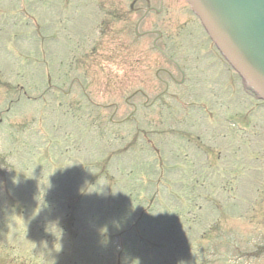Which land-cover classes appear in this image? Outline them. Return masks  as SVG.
Here are the masks:
<instances>
[{"label": "rangeland", "instance_id": "374dc122", "mask_svg": "<svg viewBox=\"0 0 264 264\" xmlns=\"http://www.w3.org/2000/svg\"><path fill=\"white\" fill-rule=\"evenodd\" d=\"M163 1L0 0V264H264V106Z\"/></svg>", "mask_w": 264, "mask_h": 264}, {"label": "water", "instance_id": "95a60500", "mask_svg": "<svg viewBox=\"0 0 264 264\" xmlns=\"http://www.w3.org/2000/svg\"><path fill=\"white\" fill-rule=\"evenodd\" d=\"M222 56L264 101V0H186Z\"/></svg>", "mask_w": 264, "mask_h": 264}, {"label": "flooded vegetation", "instance_id": "af4514ba", "mask_svg": "<svg viewBox=\"0 0 264 264\" xmlns=\"http://www.w3.org/2000/svg\"><path fill=\"white\" fill-rule=\"evenodd\" d=\"M143 2H146L147 4H149L148 6H147V9L148 10H146V14L144 15V17L141 19V21L135 26V35L138 37V36H141L142 34H148V33H153V32H145V33H142V34H139V33H136V30H138L139 29V26H140V24L142 23V21L144 20V18L147 16V15H150V14H154V13H157V14H159L160 12H165V9H164V7H163V0H158V2H159V6H160V9H158V10H155V8H153L152 6H150V2H151V0H142ZM153 1V0H152ZM166 13V12H165ZM186 17H187V15H186ZM188 19H189V24L191 25V29H193L194 30V32H195V35H197V37H199L200 38V40H201V42H205L206 44H207V46L209 47V52L215 57V58H219V57H217V54H216V52L214 51V49H213V47L210 45V43L205 39V37H204V35L202 34V32L200 31L201 29H199L200 27L198 26V24H197V22H196V20L193 18V16H191V15H189L188 14V17H187ZM194 19V20H193ZM154 23H155V21H154ZM196 24H197V26H196ZM186 28V27H185ZM138 34V35H137ZM160 35H158V38L157 39H155V41L153 42V44H152V49L154 50V51H156L158 54H160L162 57H164V59L166 60V61H168V62H170L171 63V65H173V66H176L177 67V69L179 70V72L181 73V81H180V83H179V85H181V84H183L184 83V79H185V73H184V71L182 70V69H180L181 67H180V65L178 64V63H176V61L171 57V56H169V55H167L165 52H163V51H161L160 49H159V47H157V41L158 40H160L161 39V36L159 37ZM221 60V59H220ZM221 62H222V60H221ZM223 63V62H222ZM161 71H163V72H165L164 70H161ZM157 75H158V71L156 72V78H157ZM168 75V77H169V74H167ZM232 79L233 80H236L234 77H232ZM157 80L159 81V82H161V83H163L162 81V79H159V78H157ZM166 87L168 86V84L166 83V84H164ZM141 95H143L141 92H139Z\"/></svg>", "mask_w": 264, "mask_h": 264}, {"label": "trees", "instance_id": "16d2710c", "mask_svg": "<svg viewBox=\"0 0 264 264\" xmlns=\"http://www.w3.org/2000/svg\"><path fill=\"white\" fill-rule=\"evenodd\" d=\"M139 234H142L140 231H139ZM98 243H95V245H97ZM94 245V246H95ZM99 249H100V247L99 248H97V249H95L96 251V255L98 254V251H99ZM101 250V249H100ZM127 251H126V255H128L129 254V250H128V248L126 249ZM110 251V249H108V251H107V254L114 260V262H115V264H119V260L121 259V255H123L124 254V252L122 251V252H120V251H116V252H113V253H111V252H109ZM147 262L148 263H150V264H154L155 263V261H156V258H152V259H149V257H147Z\"/></svg>", "mask_w": 264, "mask_h": 264}]
</instances>
